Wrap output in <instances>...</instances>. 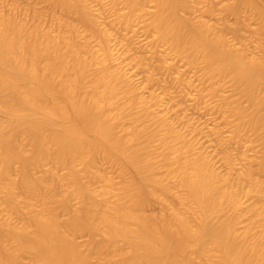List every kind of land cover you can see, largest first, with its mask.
I'll return each instance as SVG.
<instances>
[{"label":"bare ground","instance_id":"6f19581e","mask_svg":"<svg viewBox=\"0 0 264 264\" xmlns=\"http://www.w3.org/2000/svg\"><path fill=\"white\" fill-rule=\"evenodd\" d=\"M43 1L59 26L62 10L90 33L82 36L70 20L68 32L30 26L0 6V112L5 115L0 118V264H264V236L253 230L260 222L252 220L242 230L237 226L245 209L232 180L161 113L169 110L168 89L147 96L142 91L155 80V70L172 71L174 63L160 58L140 87L118 63L128 50H114L111 32L99 22L92 0ZM154 1L149 17L144 0L107 4L121 23H129L137 12L146 16L156 31L154 48L164 42L175 55L203 63L205 80L218 78L221 85L229 78L249 105L221 98L215 107L227 104L237 116L234 138L247 129H262L264 144V48L260 56H249L236 46L226 27L205 18L212 6L193 15L197 0ZM244 5L264 20L259 0H237L230 10L241 15ZM177 77L180 86H188L183 89H190L185 98L206 101L191 79ZM218 85L212 92H218ZM213 131L221 134L218 128ZM100 159L122 167L123 180L117 183L106 175L97 166ZM226 159L232 167L233 160ZM14 164L17 176L11 174ZM260 166L264 168V156ZM246 175L253 180L247 193L264 197V184L254 180L251 169ZM61 185L65 188L58 192ZM145 194L166 210L148 214ZM171 198L183 208L174 207ZM249 210L263 216L257 207ZM80 233L88 234L87 247L77 241ZM94 255L104 261L95 263Z\"/></svg>","mask_w":264,"mask_h":264},{"label":"rangeland","instance_id":"374dc122","mask_svg":"<svg viewBox=\"0 0 264 264\" xmlns=\"http://www.w3.org/2000/svg\"><path fill=\"white\" fill-rule=\"evenodd\" d=\"M197 1L196 10L190 11L193 15H199L202 8L212 6L214 9L213 12L205 14L207 20L219 27H226L227 36L236 46H241L249 56H260L263 53L264 20L251 5H244L241 8L242 14L239 15L230 10V5L236 4L237 0ZM259 1L264 5V0ZM144 3L146 10L149 12L146 16L149 17L150 12L154 10L155 1L144 0ZM92 4L102 27L111 32L110 39L114 50L117 53L128 50V53L124 54V57L122 56L118 63L121 62L125 66L135 84L140 87L143 86L146 81L148 69L158 67L161 63L160 58H166L168 61L174 63L172 71L166 68L155 70L157 72L156 78L149 84V88L142 90L144 95H149L151 90L163 94V89H168L169 110H163L161 113L166 112V115L175 121L177 128L184 132L188 138H191L200 145L202 147L201 151H204V154L209 155L208 157H210L216 170L221 175L224 174L223 176H229L232 180L230 181V185L232 186L234 184L232 187L240 197L241 207L245 209L237 225L238 228L242 230L244 225L250 223L252 220H257L260 222V225L255 226L253 230L264 236V197L257 195L253 191L247 193L253 180L247 175L245 176V171L251 169L254 180H259L264 184V168L260 166L264 156V144L260 137L262 135V129L258 131L247 129L245 133H242L243 135L241 134L239 139L234 138L233 129L237 122V116L227 104L220 110L215 107L221 98H227V100L239 99L240 101H238L244 105H249V101L246 97L240 96V92L234 89L229 78H226L221 85L217 84L218 78L212 81L205 80L203 78V63L188 62L184 56H177L172 53L168 48V44L164 42H159L157 48H154L152 39L156 34L155 28H150L147 25L145 20L146 16H143L142 13H135L129 23H121L119 17H117V12L108 6L107 0H92ZM14 5L17 9H14ZM0 6L5 13L15 14L16 12V16L21 20L28 21L27 23L30 26L33 23V25L38 23L45 28L51 26V29L55 30V32L59 30L68 32L66 22L70 20L77 24L82 36L89 35L90 33L79 19L62 10H58L57 13L61 20L64 21L59 26L57 21L48 13L47 4L43 0H0ZM126 10L125 5L119 3V11L125 12ZM235 31H239V37H236ZM93 44H95L94 39ZM139 58L145 60L146 63L143 66L137 64L136 60ZM177 76H181L187 81L191 79L198 88L195 87V91H200L205 95L204 98L206 101L201 100L202 102L200 101V103L194 102L191 98L192 96L189 97V95L186 97L188 99H186L185 95H187L186 93L190 89H183L181 87L182 85L184 87L186 86L185 88L188 86L186 84L180 86L179 84L181 82H179ZM185 79L184 81H186ZM214 85L219 86L217 93L211 90ZM194 89L192 88L191 90L193 93H195ZM123 101H125V98L121 97L120 102ZM206 104H208L209 108L206 107ZM0 118H5V115L1 112ZM125 122L126 120L123 121V123ZM217 128L221 131L220 135L213 131V129ZM26 147L29 148L28 145ZM227 156H230L233 160L232 167L227 162ZM97 166L115 182L119 183L123 180V169L119 165H114L109 161L100 159L97 162ZM48 167L49 165L46 164L38 173H42ZM61 171L65 172V170ZM159 171L161 173L165 172L164 167H160ZM11 174L12 176L19 174V169L16 164L12 167ZM64 188L65 185L59 186L58 192H62ZM174 189L177 192L181 191L180 187L176 185ZM144 197L146 200L145 210L148 214L159 215L166 210L154 196L145 194ZM171 202L174 207L178 209L183 208L182 202L179 199L171 198ZM72 205L73 207L79 205L76 198L72 199ZM251 207H257L263 210V216L255 217L253 212L249 210ZM59 214L62 219L67 217V213L64 210H60ZM13 219L16 222H20V217L15 214ZM76 238L83 247L88 246L89 236L87 233H80ZM100 239L101 237H99ZM93 261L98 263L104 260L94 255ZM111 264L114 263L112 262Z\"/></svg>","mask_w":264,"mask_h":264}]
</instances>
